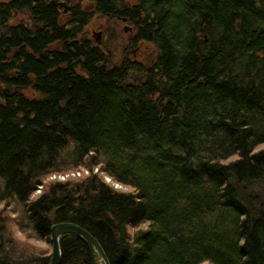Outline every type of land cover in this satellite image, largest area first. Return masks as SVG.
<instances>
[{
	"label": "trees",
	"instance_id": "1",
	"mask_svg": "<svg viewBox=\"0 0 264 264\" xmlns=\"http://www.w3.org/2000/svg\"><path fill=\"white\" fill-rule=\"evenodd\" d=\"M91 5L0 0V264H50L28 243L61 223L110 264H264V0ZM95 18L133 26L123 65ZM82 168L98 172L47 182ZM60 247L92 264L80 237Z\"/></svg>",
	"mask_w": 264,
	"mask_h": 264
},
{
	"label": "rangeland",
	"instance_id": "2",
	"mask_svg": "<svg viewBox=\"0 0 264 264\" xmlns=\"http://www.w3.org/2000/svg\"><path fill=\"white\" fill-rule=\"evenodd\" d=\"M48 2L54 1V0H47ZM58 2H64L66 3L69 7L72 5L79 6V5H84L86 8L91 7V0H57ZM128 2L134 4L136 0H127ZM62 12H64V9H62ZM89 32L91 36L97 35V39L100 42V46L104 50H106L107 53L110 54V58L113 64H119L121 63L124 59H126L129 55V46H130V41L131 38L134 35V28L131 24L128 22L119 20V19H112V18H95L93 23L89 26ZM94 40L96 37H93ZM153 55H154V49L150 46H146V49H139L138 52L136 53L137 59H143L145 62H152L153 60ZM264 150V144L260 145L256 148L255 152L258 153L260 151ZM238 160V157H232L229 159L225 164L234 162ZM108 184L113 186L116 189L120 190H129V188L125 187L122 185L118 186L114 182H112L110 179H108ZM39 193H36L38 195ZM39 196V195H38ZM2 205L0 204V209H2ZM12 217H15L14 214H12ZM147 225L141 228H145ZM13 230H15L13 228ZM138 230V229H136ZM134 230L133 232H135ZM17 236L20 240H24V235L17 232ZM31 246H34L35 248L42 250V251H49L50 254L52 253V246L46 244L45 242L41 241H36L34 239H31L28 243Z\"/></svg>",
	"mask_w": 264,
	"mask_h": 264
},
{
	"label": "water",
	"instance_id": "3",
	"mask_svg": "<svg viewBox=\"0 0 264 264\" xmlns=\"http://www.w3.org/2000/svg\"><path fill=\"white\" fill-rule=\"evenodd\" d=\"M49 5L54 8H64V13H67L71 9L66 3L58 2L57 0L51 1ZM66 234L78 235L85 241L91 254L92 264H98L96 261V254L100 257L101 263L109 264L108 257L99 242L83 228L70 223H61L52 228L51 264H61L62 253L60 250V240Z\"/></svg>",
	"mask_w": 264,
	"mask_h": 264
},
{
	"label": "bare ground",
	"instance_id": "4",
	"mask_svg": "<svg viewBox=\"0 0 264 264\" xmlns=\"http://www.w3.org/2000/svg\"><path fill=\"white\" fill-rule=\"evenodd\" d=\"M48 6H50L49 4H48ZM51 7V6H50ZM63 8L61 7V10H62ZM112 19H114V18H112ZM89 34H90V32H88ZM91 35V34H90ZM96 37V39H95V42H97L98 44H100V42H99V40L97 39V37H99V36H97V35H93V37ZM105 52H106V50H104ZM107 53V52H106ZM107 56H108V59H109V61L107 60V62H108V65L110 66V67H115V66H120V65H123L124 64V60L121 62V63H119V64H113L112 63V61H111V58H110V54L109 53H107ZM98 172V168H96V169H94V170H91V169H88V168H82L81 170L80 169H78V170H75V171H70V172H67V173H65V174H51L49 177H47V182H68V181H71V180H75V179H78V178H81V177H85V176H91L93 173H97ZM105 178V181L108 183V182H110V181H108V179H110L111 181H112V179L109 177V176H105L104 177ZM112 182H114L116 185H118V186H121L122 187V184H120L119 182H117V181H115V180H113ZM116 189V188H115ZM42 190H43V186H39V189L36 191V193H39L38 195H40L41 193H42ZM118 190V189H117ZM119 191H123V192H126V190H120L119 189ZM38 195H36L35 196V194L33 195V200H35L34 198H36ZM70 224H74V225H77V226H79V227H81V228H83L82 226H80V225H78V224H75V223H70ZM55 225H58V224H55ZM54 225V226H55ZM53 226V227H54ZM52 227V228H53ZM84 230H86L85 228H83ZM91 236H92V234L88 231V230H86ZM66 235H75V234H66ZM51 236H52V229H51ZM65 236V235H64ZM76 236H78V235H76ZM78 237H80V236H78ZM93 238H95L94 236H92ZM81 238V237H80ZM62 239V238H61ZM82 239V238H81ZM96 239V238H95ZM83 240V239H82ZM97 240V239H96ZM84 241V240H83ZM60 242H61V240H60ZM85 242V241H84ZM87 245V244H86ZM51 246H52V244H51ZM88 247V246H87ZM102 247V246H101ZM89 249V248H88ZM60 250H61V247H60ZM90 252V251H89ZM62 253V252H61ZM52 257V256H51ZM90 258H91V254H90ZM96 261H97V263L98 264H104V263H101V260H100V257L98 256V254H96ZM108 261H109V259H108ZM91 263H92V260H91ZM50 264H51V262H50ZM109 264H110V261H109Z\"/></svg>",
	"mask_w": 264,
	"mask_h": 264
},
{
	"label": "flooded vegetation",
	"instance_id": "5",
	"mask_svg": "<svg viewBox=\"0 0 264 264\" xmlns=\"http://www.w3.org/2000/svg\"><path fill=\"white\" fill-rule=\"evenodd\" d=\"M50 2H51V1H50ZM50 2H48L47 0H45V3H46L47 5L50 4ZM79 6H80V5H79ZM75 7H78V6L72 5L70 11L73 10ZM53 8H54V7H53ZM60 9H61V8H60ZM63 9H64V8H63ZM70 11H68L67 13H70ZM67 13H64V12H63V14H67Z\"/></svg>",
	"mask_w": 264,
	"mask_h": 264
}]
</instances>
